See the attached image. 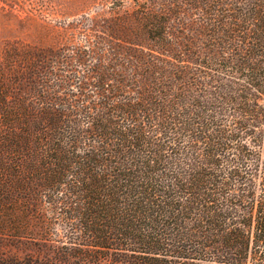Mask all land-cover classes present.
<instances>
[{"label": "trees", "instance_id": "obj_1", "mask_svg": "<svg viewBox=\"0 0 264 264\" xmlns=\"http://www.w3.org/2000/svg\"><path fill=\"white\" fill-rule=\"evenodd\" d=\"M41 13L0 44V264H264V0Z\"/></svg>", "mask_w": 264, "mask_h": 264}, {"label": "rangeland", "instance_id": "obj_2", "mask_svg": "<svg viewBox=\"0 0 264 264\" xmlns=\"http://www.w3.org/2000/svg\"><path fill=\"white\" fill-rule=\"evenodd\" d=\"M112 0H0V44L4 39L14 36H23L35 39V34L24 32L20 28L18 18L9 16L8 12L14 10L19 18L30 13L44 14L40 17L48 22L55 23V20L62 18H74L81 13L93 10L96 5ZM32 31V29H30Z\"/></svg>", "mask_w": 264, "mask_h": 264}]
</instances>
